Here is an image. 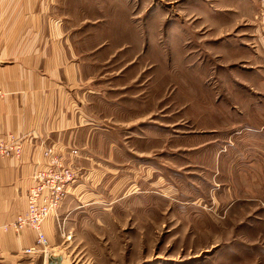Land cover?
I'll use <instances>...</instances> for the list:
<instances>
[{
    "label": "rangeland",
    "instance_id": "rangeland-1",
    "mask_svg": "<svg viewBox=\"0 0 264 264\" xmlns=\"http://www.w3.org/2000/svg\"><path fill=\"white\" fill-rule=\"evenodd\" d=\"M55 3L64 8L62 15L67 3L72 8L69 31L85 67L87 87L95 92L90 97L93 113L113 127L121 121L119 129L144 122L153 125L144 131L146 141L136 139L137 133L122 134L125 129L110 137H118L125 148L148 158L149 168L116 152L113 162L99 167L104 177L99 189L106 200L118 199L112 200L115 209L105 202L104 208L113 210L83 218L81 225L72 226V235L66 220L58 219L56 233L62 247L55 250L49 245L47 253L63 254L65 264H264L262 162H256L259 177L244 178L259 184L241 187L239 165L231 168L230 160L219 158V152H207L214 138L198 134L191 140L199 145L200 154L207 152L206 157L193 158L178 149L188 144L185 136L202 133L209 125L208 97L224 95L217 83L220 72L214 82V67L227 66L229 61L234 63L227 69L241 65L235 61L239 57L215 50L219 41L249 35L244 26L252 23L264 39L263 0ZM201 119L205 121L200 126ZM123 120L129 124L123 125ZM111 152L105 147L104 159ZM133 176L146 177V184L136 185ZM118 182L124 190L116 193ZM137 194H145L144 199ZM125 196L128 199L121 201ZM118 202L120 206L115 205ZM47 253L29 256L45 258Z\"/></svg>",
    "mask_w": 264,
    "mask_h": 264
},
{
    "label": "crops",
    "instance_id": "crops-1",
    "mask_svg": "<svg viewBox=\"0 0 264 264\" xmlns=\"http://www.w3.org/2000/svg\"><path fill=\"white\" fill-rule=\"evenodd\" d=\"M55 2L0 0V143L12 139L23 143L19 158H0V264L47 263V257L24 254L26 249L35 246L37 235L33 230L16 233L3 229L4 225L26 212L27 194L34 185L36 173L47 161L43 155L46 148L52 147L65 165L78 174L58 212L59 221L66 220L64 224L71 235L72 226L81 225L83 218H98L105 210L115 207L112 200L116 198L106 200L108 197L105 198L99 189L104 185L99 167L105 162L107 166L113 162L116 152L122 151L129 160H138L145 164L142 167L149 168V163L146 164L148 158L125 148L118 137L112 140L110 137L125 129L122 134L126 131L133 135L137 133L136 139L146 141L144 131H150L153 124L144 122L119 129L121 121L113 127L104 117L93 113L90 97L95 92L87 87L85 67L76 55L72 32L69 31L74 20L73 13H70L72 8L67 3V13L63 16L64 8ZM94 11V7L90 8L91 14ZM244 28L250 30L249 35L220 40L215 49L223 51L224 56L239 57L235 61L241 65L227 69L234 63L229 61L227 66L214 67V82L216 73L220 72L217 83L223 86L224 95L212 100L208 97L211 102L206 113L209 125L201 129L202 133L185 136L188 144L178 148L193 158L206 157L207 152H219V158L230 160L231 168L239 165L241 187L247 183L259 184V181L244 178L250 176L253 180L259 177L256 162H262L264 166V39L254 23ZM211 89L215 90L216 86ZM198 121L201 126L205 120ZM160 122L162 131L164 124ZM122 123L129 124L126 120ZM198 134H206L202 137L208 136L215 141L207 144L209 149L203 154H200L198 144L191 143ZM107 146L112 151L111 157L104 159L103 151ZM132 178L133 183L141 187L147 181L146 177ZM120 185L118 182L116 193L124 190ZM144 195L137 194L136 197L144 199ZM123 199L128 198L125 196L121 201ZM108 201L113 208H104ZM120 202L115 205L120 206ZM58 219L51 216L42 225L50 248L55 250L62 247L61 238L56 233Z\"/></svg>",
    "mask_w": 264,
    "mask_h": 264
},
{
    "label": "built area",
    "instance_id": "built-area-1",
    "mask_svg": "<svg viewBox=\"0 0 264 264\" xmlns=\"http://www.w3.org/2000/svg\"><path fill=\"white\" fill-rule=\"evenodd\" d=\"M264 2V0H263ZM1 98V93H0ZM23 153L22 141L0 143V158H19ZM47 160L36 173L34 185L27 194V210L17 219L3 226L5 231L16 233L33 230L37 235L35 246L24 251L25 255L47 253L49 242L42 231L43 223L51 216L58 219V212L69 195L70 187L77 179L76 173L63 164L53 148L44 151Z\"/></svg>",
    "mask_w": 264,
    "mask_h": 264
},
{
    "label": "water",
    "instance_id": "water-1",
    "mask_svg": "<svg viewBox=\"0 0 264 264\" xmlns=\"http://www.w3.org/2000/svg\"><path fill=\"white\" fill-rule=\"evenodd\" d=\"M46 257V264H65L63 254L61 253L48 252Z\"/></svg>",
    "mask_w": 264,
    "mask_h": 264
}]
</instances>
